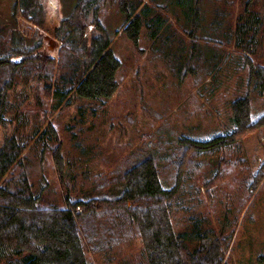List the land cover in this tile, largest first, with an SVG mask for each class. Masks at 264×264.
I'll use <instances>...</instances> for the list:
<instances>
[{"label":"trees","instance_id":"16d2710c","mask_svg":"<svg viewBox=\"0 0 264 264\" xmlns=\"http://www.w3.org/2000/svg\"><path fill=\"white\" fill-rule=\"evenodd\" d=\"M62 1L69 11L56 27L42 0H14L12 13L13 20L32 24L33 37L41 32L58 43L56 56L39 42L29 46L32 40L15 22L8 32L0 26V126L6 130L0 145V264H231L233 231L227 240L224 227L216 230L208 215L193 211L201 201L212 202L208 192L219 180L246 175L258 185L264 181V164L252 173L243 147L246 136L264 127V109L255 108L264 106V0H219L214 26L207 22L203 0H169L184 16L189 47L175 39L169 18L157 13L169 11L163 1L117 0L125 17L122 32L137 46L145 30L151 54L165 58L168 67L196 73L209 69L210 78L204 80L215 84L233 63L225 47H234L247 73L245 90L231 97L227 134L201 142L172 129L158 131L149 144L125 152L103 170L83 156L86 119L76 112L72 152L56 130L57 123H64L47 119L78 102L111 99L119 89L121 62L109 49L112 39L98 18L113 0ZM255 1L263 3L260 18L259 10L250 11ZM206 24L214 27L213 38L199 42L197 33ZM31 100L37 110L28 105ZM205 152L217 161L215 166L206 162L213 171L209 178L198 175Z\"/></svg>","mask_w":264,"mask_h":264},{"label":"rangeland","instance_id":"374dc122","mask_svg":"<svg viewBox=\"0 0 264 264\" xmlns=\"http://www.w3.org/2000/svg\"><path fill=\"white\" fill-rule=\"evenodd\" d=\"M114 1H110L109 6H105L98 14V18L112 39L109 49L121 62L122 67L118 72L121 80L120 87L111 99L98 98L89 101L90 103L78 102L79 108L70 107L65 112L55 113L57 116L52 114L53 117L49 113L47 121L56 120V123L60 121L64 123L63 126L56 124L63 147L71 152L73 150L74 139L71 138L70 131L77 130L76 112L83 120L86 119V134H81L87 149L83 152V156L89 162L91 161L92 166L98 165L100 170L111 166L110 163L125 152H130L141 144H149L155 139L151 135L158 131L172 129L175 135L201 142L227 134L232 126L229 117L231 97L245 90L243 79L247 72L240 65L241 61L246 65L245 59L236 53L234 47L232 49L225 47L224 55L228 56L232 52L233 63L230 69L225 71V75L220 74L221 80L215 82L218 85L216 89H212L215 84L211 79L204 80L205 76L210 78L209 69L199 73L189 69L181 72L169 66V71L161 65L159 58L151 55L153 49L145 30L141 32V41L137 46L122 32L125 17L117 8L118 1H115V5ZM158 1H163L164 6L169 8L167 13H161V11L157 13L164 19L169 18L165 20L175 29L172 32L175 39L179 38L184 44L192 43L190 36L186 33L185 19L179 12L181 10L179 6L172 2L170 4L169 0ZM237 2L243 4L245 0H237ZM42 3L51 27H56L69 11V7L64 6L62 0H42ZM203 3L211 20L214 16L213 8L218 5L219 0H203ZM262 4L261 1H255L253 7H250L253 13L259 10L256 14L258 18L263 10ZM13 5L14 0H0V26L4 29L2 31L8 32L12 27L11 23L15 22L16 29L25 35V39L32 40L28 42L29 46L39 42L41 48L50 55L56 56L58 43L41 32H37L33 37L31 23L20 17L13 20ZM233 9L237 13V6ZM207 22H212L210 25L213 26L215 24L213 20ZM235 23L236 18L232 17L230 26L232 42L236 39ZM210 25L206 24V28L201 33H197L199 42L202 38H213L210 33L213 32L214 27L210 28ZM226 28L227 23L224 35L227 39L229 31ZM263 31L264 19L260 33ZM223 47L224 44L221 48ZM142 49L144 50L140 51ZM261 51L264 54V43ZM251 57L254 59L253 55ZM234 59L240 60L234 62ZM31 101L28 105L34 107L35 102ZM27 106L21 111H25ZM255 108L264 109V106L259 104ZM96 109L98 112L96 116H93V111ZM37 113L42 116V111ZM70 115L71 117L68 118ZM130 116L132 118H129ZM5 135L6 130L0 126V145ZM156 136L158 137V134ZM243 147L251 171L256 173L264 164V127L246 136ZM209 160L213 166L216 165L215 155L210 156L209 152H205L204 159L199 160L202 162L200 166L202 172L199 171V176L207 178L211 176L213 171L208 170L206 163ZM95 172L98 171L95 170ZM89 186L90 182H87L85 187L90 189ZM209 193L212 195V202L201 201L193 212L197 216L208 215L216 230L224 227L227 240L230 239L233 231L228 249L231 264H264V181L258 185L253 177L240 175L236 180L230 179L225 182L219 180ZM199 195L205 194L201 192Z\"/></svg>","mask_w":264,"mask_h":264},{"label":"crops","instance_id":"0c3cea01","mask_svg":"<svg viewBox=\"0 0 264 264\" xmlns=\"http://www.w3.org/2000/svg\"><path fill=\"white\" fill-rule=\"evenodd\" d=\"M171 36H172V33H171ZM190 44H191V43H190ZM190 44H187L188 47H189ZM192 52H193V50H192ZM151 55H152L153 57L159 58V59H160L159 62L161 63V65L164 66V68L166 67V68L169 69V67H168V61L165 60V58L162 59V58L159 56V54H155V55L151 54ZM169 71H170V69H169Z\"/></svg>","mask_w":264,"mask_h":264}]
</instances>
